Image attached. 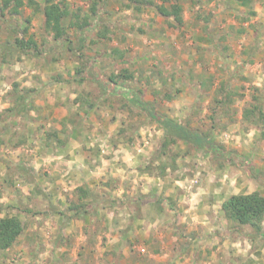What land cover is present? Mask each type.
<instances>
[{"label": "rangeland", "instance_id": "1", "mask_svg": "<svg viewBox=\"0 0 264 264\" xmlns=\"http://www.w3.org/2000/svg\"><path fill=\"white\" fill-rule=\"evenodd\" d=\"M36 1L43 3V0ZM67 1L72 10L81 8L83 13L90 12L92 4L88 0ZM154 1L157 5L167 7L175 2L180 4L183 8L184 24L176 28L177 24L173 19L168 20L172 26L157 14L156 9L146 5L142 6L143 10L137 11L131 0H107L101 17L103 21L111 22L110 30L116 33L114 41L98 38L100 21L97 24L94 23L92 29L81 31L69 26L70 17L65 19L67 35L62 41H55L52 34L48 33L43 26L42 12H35V9L26 5L21 8L18 16L11 17L7 11L5 17L0 14V46L2 47L1 44L7 41L13 47L16 46L12 36L14 34L2 20H9L11 25L16 26L19 31L28 26V36L37 42L40 50L35 54L37 57L33 58L37 63V69L46 65L48 59L62 69L72 66L73 70L68 74L70 78H85L82 84L78 82L70 84L68 90L66 89L61 95L66 100L73 90L76 92L75 99L80 98L78 104L74 99L78 114L69 113L71 117H74V122L79 123L81 120V125L88 134H91L89 139L93 146L91 148L101 152L100 156L106 158L113 156L114 142L121 143L120 145L123 144L122 142L128 144L130 141L127 139L123 141V138H132L130 145L135 148L142 145V148H136L135 152L144 156L145 161L148 162L164 136V131L158 123L152 121L142 109L131 103L125 96L128 92L138 96L150 106L152 112L159 116L189 121L192 127L206 131L212 124H216L215 121L218 122L223 113L224 108L220 109L219 104L214 102V95H216L214 92L226 82L231 89L245 96L244 99L235 97L233 104L226 107L235 121L231 122L227 117L220 119L222 124H228V127L233 128L231 132L220 130L215 136L216 143L225 145V152L231 156L232 160L226 159L225 155L223 157L219 154L196 152L181 144L176 147L183 154L176 159L177 165L184 164L185 167L190 165V170L202 169V172L206 174L208 168L212 171L218 169V164L222 160L226 166L230 167L227 171L232 173L238 170L231 169V165L239 167L236 159L244 158L242 160H246L247 167L255 160L257 167L264 168L262 167L264 166V148L260 143H256V135L252 132V137H246L251 141L247 140L245 146L241 148L244 137L239 140L238 133L243 128L244 130L250 128L243 123L241 114L246 102L253 94L252 89L258 87L264 90V0H257L254 6L256 16L246 23H242L240 18L244 15L245 9L238 6L234 8V5H231L233 8L228 10L226 8L228 0ZM127 4H131V8L123 7ZM237 9L240 11H236ZM210 13L215 14V18L206 25L204 19ZM92 20L95 22L96 17ZM256 41H258V53L253 57L243 54V50L250 48ZM113 47L125 52L123 60L114 61L115 58L111 55ZM15 52L6 56L2 53L0 61L3 56L5 60L11 58V63L14 65L19 63L23 66L27 62L26 57L33 55ZM82 59H89L88 68H82L80 63ZM239 62H245L243 70L239 69L242 65V63L238 65ZM76 67L83 70L82 74L75 73L79 71L75 69ZM122 69H128L132 75L134 74L133 79L120 81L114 91L111 89V94H102L103 88L98 85V80L114 75ZM36 76L38 75L29 73L23 77L26 81H31L25 87L33 90L30 92L32 96L30 109H34L29 110L31 113L26 117L27 120H17V124L12 123L13 125L11 122L8 123L10 129L7 137L4 135L5 130H3L4 134L2 135L1 132L2 136L0 135V210L3 215H18L28 225L26 233L22 235L16 246L5 252L0 251V264H96L98 258L103 255L102 244L105 234L101 233L99 238L93 237V226H88L90 230L86 234L83 232V222L73 221L63 228L62 234L69 240L61 245L62 241H58V236L62 220L52 213L48 199L42 197L45 195L42 185L41 191H38L36 187H33L35 182L29 185L30 180L25 179L21 171L16 169L27 164V168L37 170L30 164L41 158L40 149L42 148L39 141L45 138L46 134L58 131L54 125L59 124L66 110L72 109L73 106L70 97L64 106L60 107L61 111L57 110L55 113L54 122L56 123H48L45 119L47 108H43L44 106L40 104L43 94L39 91L42 88L38 90V85L35 86L32 83L36 80ZM38 77L40 83L45 85L44 87L50 84L47 78L42 80L41 76ZM3 79L4 77H0V81ZM10 79L11 83L13 79L12 77ZM209 79H212L214 84L210 92L202 89L199 84ZM87 113H90V116L82 120L81 118H85L84 115ZM210 116L218 119L212 122ZM122 132H124L123 135ZM49 139L52 142L56 140L54 134ZM49 139L47 137L48 142ZM176 149L173 147L174 156H176ZM173 154L165 156L162 161L172 164ZM184 159L189 161L184 163L180 161ZM36 173L41 179L45 174L48 175L40 168ZM186 174H190V171L187 170ZM93 175L96 178L97 171ZM74 186L75 184L71 187V193H74ZM27 188H32L33 191H28ZM103 188L102 182L97 186L94 185L99 195L106 193ZM62 192L65 193V191ZM62 196L65 197V194ZM62 209L66 208L62 207ZM121 214L123 216L124 212L121 211ZM168 235L164 240L168 238ZM154 236L156 232L153 233L152 239ZM170 238L171 236L167 241ZM85 239L94 241L96 239V245L86 243ZM154 245H156L155 242L151 244L150 249L147 246L146 250L151 254L155 253ZM136 248L129 246L128 260L131 263L128 264H139V261L144 264H156L157 261L151 263L149 259L143 261L144 257L141 260L139 254L142 252ZM144 255L149 254L146 252ZM105 257L111 259L109 255Z\"/></svg>", "mask_w": 264, "mask_h": 264}, {"label": "crops", "instance_id": "2", "mask_svg": "<svg viewBox=\"0 0 264 264\" xmlns=\"http://www.w3.org/2000/svg\"><path fill=\"white\" fill-rule=\"evenodd\" d=\"M5 45L11 44L7 41ZM1 54L0 51V56ZM35 57H37L35 54L26 57L27 62L25 65L22 64L23 66L19 63L14 65L11 63V58L5 60L3 56L1 57L0 77H4V79L0 81V117L9 107L17 105L12 97L16 87V90H31L25 87L31 81H26V78H23L29 73L41 76L42 80L47 78L50 81L46 87L40 83L38 76L32 82L33 85H38V90L41 88L43 90L39 91L43 94L40 104L44 106L43 108H47L45 119L48 120V123H56L54 122L55 113L60 110L61 106H64L70 97L73 106L72 109L66 110V114L60 118L59 124L54 125L58 131L50 134H54L55 142H52L49 139L51 136L48 137L49 134H46V137L39 141L42 148V150L40 149L41 158L32 165L30 164L35 170L40 168L48 175L45 174L42 179L38 178L37 170L28 168L35 178V186L31 181H28V184L36 187L38 191H41L40 186L42 185L45 193L42 197H46L51 206H58L59 201L64 200L63 194L73 195L70 190L74 184L75 190L86 185L95 193L94 185L97 186L102 182L106 193L99 195L96 192L101 198L108 196L124 200L143 196L139 201L140 205L128 203L124 206L99 209L96 218L100 220L101 230H98L97 234H94L96 226L91 224V219H75L65 224L64 218L57 216L62 220L64 228L73 221H81L83 222V232H87L85 228L89 231L88 226L91 225L93 226V237L99 238L101 233L105 234L106 238L103 237L102 244L103 255L98 258L96 264L131 263L128 260L129 246H132L133 249L138 247L136 249L142 252L139 254L141 260L144 257L143 261L149 259L151 263L157 261L156 264L168 262L170 264H264V240L248 237L251 232L249 226L243 227L242 234L232 230L234 222L228 220L221 209L224 202L234 195H247L256 191L264 195V180H259L255 174L249 172L245 164L246 160H243L244 163L241 167L231 165V169L238 170L232 171V173L227 171V168L230 167L221 160L222 167L219 163L218 169L212 171L208 168L206 174L202 172V169L201 172L194 170L195 173H193L194 171L190 170V165L185 167L182 164L177 165L178 167L173 171L168 169L166 175L162 176L157 173L146 174L139 171V168L147 165L150 160L147 162L144 156L137 154L135 149H141L142 145L135 148L130 145L131 141L128 144L122 142V145L114 142L113 156L107 158L100 156L101 152H96L91 148L93 147L89 140L91 134H88L84 126L81 125V120L79 123L72 121L74 117H71L70 113L78 114L74 103L76 92L73 90L66 100L61 95L66 89L68 90L70 84L75 83L74 79L68 76L73 70L72 66L62 69L58 64L47 59V64L37 69V63L33 59ZM23 59L25 58L23 57ZM240 63L242 65L239 69L243 70L245 62H239L238 65ZM11 77L13 80L10 83ZM69 79L72 80L69 82ZM31 98L32 96L28 94L29 107H27L26 113H21L23 116L20 114L17 118H9L5 121L0 119V135L1 132L2 135L5 133V137L9 135V122L17 124V120H27L26 117L31 113L29 110L34 109H30L32 107ZM84 116L85 118H81L82 120L87 119L90 113ZM249 127L247 130L243 128L238 132L239 140L244 137L241 148L247 143L246 137H252V132L256 135V139L259 134L254 127ZM232 129L227 127L226 130H223L231 132ZM3 130H5L4 133ZM109 146L108 148L111 149ZM261 146L264 148V145L261 144ZM226 159L230 158L226 156ZM180 161L184 163L189 160ZM23 165L27 166V164ZM250 166L253 167L254 172L264 171V168L257 167L255 160ZM187 170L190 171V174H186ZM96 171L98 175L96 178L100 177L99 179L93 175ZM102 175L106 177H101ZM27 190L33 191L32 188H27ZM119 191L120 193H116ZM62 207H65L66 209L63 210L67 211V206ZM121 211L124 212L123 216ZM110 230L111 232H109ZM154 232H156V236L152 239ZM167 235L168 238L164 240ZM262 235L264 236V219ZM170 236V240L167 241ZM85 241L92 246L97 242L96 239L95 241L85 239ZM153 242L156 243L154 245L156 249L155 253L151 254L146 249H150ZM146 252L149 255L143 256ZM114 254H117L116 258L113 256ZM107 255L111 259L105 257ZM139 262V264H144L142 261Z\"/></svg>", "mask_w": 264, "mask_h": 264}, {"label": "trees", "instance_id": "3", "mask_svg": "<svg viewBox=\"0 0 264 264\" xmlns=\"http://www.w3.org/2000/svg\"><path fill=\"white\" fill-rule=\"evenodd\" d=\"M163 1L166 2L169 0ZM205 1L212 2L214 0ZM88 2H91L92 4L89 9L90 12L83 13L81 12V8L72 10L67 0H43L42 4L36 0H0V14L1 16L5 17L7 11L11 17L18 16L20 15L21 8L26 5L35 9V12H42L44 16L43 26L48 33L52 34V37L55 41H62L67 35V26L65 25V19L67 17L71 18L69 26L81 31L92 29L94 23L97 24L100 21V30L97 33L98 38L100 40L114 41L116 33L110 30L111 22L108 20L103 21L101 17V13L103 12L102 10L105 8L107 0H88ZM131 3L134 5L135 10L137 11L143 10V5L153 7L157 10V14L163 17L167 22L168 20L173 19L177 24L176 28H178V25L182 26L184 24L182 17L183 8L176 2L169 7L165 5H157L154 0H131ZM256 3L257 0H228L226 8L231 10L233 8L231 5H234V8L237 6L239 8H244V15L240 18L242 23H246L250 22L256 16V12L254 10ZM131 6V4H127L123 7L131 8ZM236 11L240 10L237 9ZM91 17H96L95 22H93L94 20H92L93 18ZM214 18L215 14H208V17L204 19L205 24L208 25ZM28 21L30 23V19H28ZM2 22L6 24V27L10 29V32L14 34L12 36L14 39V44L16 45L13 47L12 45L8 46L1 44L2 47L0 46V51L3 54L9 55L13 51H19V54L29 55L36 54L40 51L37 42L32 37L28 36V26L19 31L17 30L16 26L11 25L9 20H2ZM168 23L170 24V22ZM258 51V41H256L254 45L250 46V48L244 49L243 54L253 57L258 53ZM111 55H113L115 58L114 61L117 62V60H123L125 52H123V50L120 48L113 47ZM88 60L89 59L81 60L80 63L82 64L83 69L88 68ZM77 68L78 67L75 69ZM77 70L79 71L75 73H78L79 75L82 74V69ZM133 75L128 69H122L120 72L114 75H109L107 78L98 80V85L103 88L102 94H111V92L115 90L116 86L119 85L120 81L123 82L132 80L134 77ZM73 79L74 82H78L79 84L85 82L84 77H75ZM71 80L72 79H69L68 81L70 82ZM199 84L201 85L202 89H206L209 92L214 85L212 79H209L206 82L201 81ZM112 86L113 88H111ZM16 88L12 94V97L17 105L9 107L4 112L3 116L0 117V119L4 121L9 118H17L23 112L26 113L27 107H29L27 95L30 94L31 90L21 91L16 90ZM252 90L253 94L250 97V100L246 102L242 110V121L245 125L254 127L259 132L256 143L264 145V90L258 87L253 88ZM214 93L216 94L214 95V102L219 104L220 109L224 108L225 111L223 109V113L219 119L215 116H210L212 122L216 119H218V122L215 121L216 124H212L211 127L206 131L192 127L189 121L163 118L157 113L152 112L150 106L143 102L138 96H135L134 93L132 94L131 92H128L125 94L131 103H134V105L142 109L147 114V116L151 118L152 121H156L158 126L164 131V136L161 139L159 145L156 147V150L148 164L139 168L141 173H157L164 176L166 175L168 169L171 171L175 170L177 168L176 159L183 156V154H181V152L176 149V147L181 144L185 145L187 148H191L196 152L219 154L223 157L225 155V157L227 156L230 158L229 160H232L231 156L226 154L225 147L222 144L216 143L215 136L217 131L223 129L226 130L228 127V124H222L220 122L222 117H227L231 122L235 121L232 117V114L228 109H226V107L233 104L235 97L244 99L245 96L244 94H239L238 92L231 89L229 84L226 82L221 84L219 89ZM167 97L171 98L170 96ZM75 103H80V98H76ZM215 111L217 112V110ZM72 121L74 122L75 120L73 119ZM123 133L124 132H122V135ZM50 136H52V134L48 135V137ZM126 139L128 141L132 140V138H123V141H127ZM173 147L176 149V156L173 154ZM183 152H185V150ZM170 154H173L174 156L172 159L173 163L166 164L162 161V159L165 156H170ZM232 155L234 154L232 153ZM242 159L244 158H239L238 160L236 159L240 166H243L244 163ZM222 166L223 163L220 162V167ZM17 168L24 175L25 179H28L31 182L35 181L34 176L25 165L19 166ZM247 168L249 172L251 174H255L259 180H264V171L254 172L252 166ZM74 196L77 198L75 199ZM142 197L143 196H138L137 198H126L124 200L117 198L113 199L108 196L101 198L88 186L83 185L78 187L74 191L73 195H65L64 200H60L58 206H51L50 208L54 215L64 218L65 224L75 219H91L92 223L96 226V229H94V232H96L94 234H97L98 230H101L99 223L100 220L96 218L99 209L113 208L114 206H124L128 205V203H131L132 205L138 203L136 205H140L139 201H141L140 199ZM62 206H67V211L63 210ZM221 209L223 215L228 220L234 222L235 225L232 230L242 234L243 227L249 226L251 228V232L248 234V237L251 239L264 240V236L262 235V223L264 219V195L262 193L256 191L247 195L231 196L226 202H224ZM63 228L64 225H62L58 236V241H62L61 245L65 244V242L69 240V238H64L65 236L62 234ZM27 229L28 225L23 222V220L18 215H3L2 211L0 210V251L5 252L16 246L22 235L26 233ZM85 230L87 231L86 234H88V229L85 228ZM113 256L116 258L117 254H114Z\"/></svg>", "mask_w": 264, "mask_h": 264}]
</instances>
